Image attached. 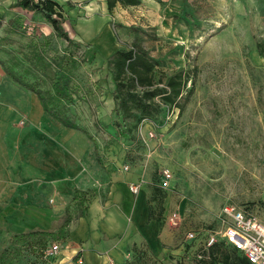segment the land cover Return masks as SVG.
Here are the masks:
<instances>
[{
    "label": "rangeland",
    "instance_id": "obj_1",
    "mask_svg": "<svg viewBox=\"0 0 264 264\" xmlns=\"http://www.w3.org/2000/svg\"><path fill=\"white\" fill-rule=\"evenodd\" d=\"M53 1L62 16L79 3ZM114 1L111 11L105 0L104 10H85L78 18L108 17L119 51L135 57L120 65L114 54L105 56L74 37V22L64 16L71 44L54 30L48 35L45 26L53 27L16 8L17 0H0V61L21 49H42L48 63L76 61L69 76L73 102H59L57 109L77 130L49 113L38 123L30 120L31 92L0 66V82L18 95L8 103L15 116L11 145H33L52 182L42 230L59 231L68 206L73 223L93 202L109 201L118 185L142 183L152 190L173 264L209 258L204 245L211 236L222 254H233L220 245L223 209L247 210L264 223V0ZM55 70L52 65L51 76ZM77 189L81 199L71 203ZM69 229L59 241L70 239ZM1 230L0 264H41L54 257L27 248L18 256L12 232ZM190 233L197 236L188 244ZM135 257L126 263L135 264ZM147 264H153L150 258Z\"/></svg>",
    "mask_w": 264,
    "mask_h": 264
},
{
    "label": "crops",
    "instance_id": "obj_2",
    "mask_svg": "<svg viewBox=\"0 0 264 264\" xmlns=\"http://www.w3.org/2000/svg\"><path fill=\"white\" fill-rule=\"evenodd\" d=\"M69 1L73 4L79 2L63 15L67 21L74 22L73 36L105 56L118 52L120 46L105 14L90 20L78 18L79 13L85 10L92 12L96 7L104 10L105 0ZM45 28L50 35L53 28L47 25ZM0 90L1 243L3 228L12 232V238L36 231L47 232L42 227L47 224V187L52 182L48 179L45 160L35 154L33 145H27L23 140L19 149L11 145L10 127L15 116L9 104L14 103L18 95L8 82H0ZM30 96L28 115L30 120L38 123L47 112L36 94L31 92ZM130 186L126 183L118 185L109 201L99 199L93 202L84 217L69 225L71 236L67 242H52L60 245L57 255L45 258L47 249L36 251L47 260L41 264H75L80 257L84 264H127L133 255L138 259L135 264H147L149 258L153 264H173L175 253L167 248L168 234L157 220L159 213L152 206V190L143 186L138 195H133ZM76 191L78 189L74 191L73 198ZM150 211L155 219L149 218ZM2 251L0 248V256Z\"/></svg>",
    "mask_w": 264,
    "mask_h": 264
},
{
    "label": "trees",
    "instance_id": "obj_3",
    "mask_svg": "<svg viewBox=\"0 0 264 264\" xmlns=\"http://www.w3.org/2000/svg\"><path fill=\"white\" fill-rule=\"evenodd\" d=\"M106 1L109 10H113L116 6V1ZM15 7L24 11L33 12L34 15L42 17L53 27L57 38L63 39L69 44L73 42L69 34L63 28L65 20L61 14L60 5L55 1L17 0ZM13 52L14 51H11L12 55L7 61H0V66L3 67L6 75L21 87L36 94L45 111L54 119L58 120L67 128L79 129L77 125L68 120V117H66L65 114L63 115L61 111L57 109L59 102L64 101L72 103L73 96L76 94L75 86L74 84H71L72 79L69 78V76L71 77L72 75L71 70L75 67L74 64H76L73 57H67V59L64 58L60 60H58L59 58H54L57 59V63L53 61L48 63L45 60L44 51L42 49H40V51L32 50L31 53L24 52V49H21L20 52H14V55ZM111 59L117 60V64L120 65L122 64V61H132L135 57L132 52L118 51ZM52 65H55L56 67L53 76L50 75V73H52ZM45 83H48V86L44 90L43 84ZM121 134L123 136L127 135L125 131H122ZM81 194L80 191H76L72 203L81 199ZM93 200V198H90L89 201L91 202ZM66 212L68 218L64 221L58 233L36 231L28 234L15 235L12 238V242L14 245L19 246L15 253L20 256L24 253L25 248L30 249L32 252L39 250L45 251L48 249V246L52 244L53 241H56L60 239L62 235H65V231L72 221V217L70 216V206ZM149 218L151 220L155 219L151 211ZM220 245L225 246L227 244L223 240ZM218 248L219 245H214L209 251V258L200 261L198 264H250L244 257H238L236 253L239 254V252L232 247L231 248L234 250L233 254H229L227 251H223L224 253L222 254V251Z\"/></svg>",
    "mask_w": 264,
    "mask_h": 264
},
{
    "label": "built area",
    "instance_id": "obj_4",
    "mask_svg": "<svg viewBox=\"0 0 264 264\" xmlns=\"http://www.w3.org/2000/svg\"><path fill=\"white\" fill-rule=\"evenodd\" d=\"M37 1V0H36ZM128 170V167L125 168ZM142 183L132 184L130 191L133 195H138ZM224 230L222 232V239L227 245L242 254L250 264H264V223L256 216L247 210L237 208L234 206H227L222 211ZM176 218V215L171 218V221ZM196 234L190 233L188 235V244L196 240ZM218 240L211 236L206 240L204 245L206 250H210ZM60 252V245L54 244L46 250V256H55ZM203 261L202 255L197 257ZM77 264H84L82 258L77 259Z\"/></svg>",
    "mask_w": 264,
    "mask_h": 264
}]
</instances>
